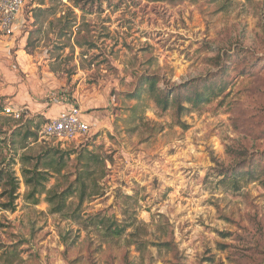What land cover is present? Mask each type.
<instances>
[{
    "label": "rangeland",
    "instance_id": "rangeland-1",
    "mask_svg": "<svg viewBox=\"0 0 264 264\" xmlns=\"http://www.w3.org/2000/svg\"><path fill=\"white\" fill-rule=\"evenodd\" d=\"M41 1L0 35V264H264V0ZM18 85L103 114L61 148L5 116ZM35 164L62 213L25 203Z\"/></svg>",
    "mask_w": 264,
    "mask_h": 264
},
{
    "label": "built area",
    "instance_id": "built-area-1",
    "mask_svg": "<svg viewBox=\"0 0 264 264\" xmlns=\"http://www.w3.org/2000/svg\"><path fill=\"white\" fill-rule=\"evenodd\" d=\"M23 2L24 0H0V35L13 36ZM3 111L6 117L14 121L24 119L27 115L22 107L6 105ZM89 131L90 125L83 118L81 110L78 107H72L68 112L48 119L42 125L40 135L46 139H54L56 145L65 148V145L86 142L85 138Z\"/></svg>",
    "mask_w": 264,
    "mask_h": 264
},
{
    "label": "trees",
    "instance_id": "trees-1",
    "mask_svg": "<svg viewBox=\"0 0 264 264\" xmlns=\"http://www.w3.org/2000/svg\"><path fill=\"white\" fill-rule=\"evenodd\" d=\"M118 5H119V1L116 3L115 7L117 8ZM74 6L76 7L78 6V4L76 3L74 4ZM109 6L111 5L109 4ZM149 80L150 82H149L148 87H149L150 93L153 95L154 103L157 105V107L161 108L162 111L167 110L169 106L168 104L171 103L172 95L171 94L163 95L160 97L158 94H155L157 90L156 80L152 77ZM133 97H136V95H134ZM201 100H203L201 94H197L195 95V98L192 101V103L198 104ZM85 113L88 114V111ZM26 160H27L26 157L22 158L23 163H26L25 162ZM48 164H52V163H48ZM44 166H45V163H44ZM49 169H52V167H49ZM54 172L57 174H60L61 173L60 167L58 169H54ZM4 178H6V180H4V184L2 185L4 188V191L1 194V196L4 194H8L10 197V200L5 205H0V207L4 210H13L12 206L14 204V201L17 198L15 194L18 188V182L13 177V175L9 174V175L3 176L2 173H0V183L2 182ZM21 178L27 190L24 195L25 203L30 204V205H36L38 204V198L42 195H45V200H46V203L50 207L51 214L62 213V211L67 206L66 204L67 199L73 193L71 192V189L73 188L71 186H69V188L62 190V191H57L56 186L46 191L44 184L48 181L49 173H48V170L44 168L43 169L39 168L37 164H35L31 168L23 167L21 170ZM7 187L10 188L9 191H7L6 189ZM123 230L121 231V233L123 232ZM113 232H114L113 234H117L115 233L116 231H113Z\"/></svg>",
    "mask_w": 264,
    "mask_h": 264
},
{
    "label": "crops",
    "instance_id": "crops-1",
    "mask_svg": "<svg viewBox=\"0 0 264 264\" xmlns=\"http://www.w3.org/2000/svg\"><path fill=\"white\" fill-rule=\"evenodd\" d=\"M16 29H18L17 24L14 33ZM2 48L5 47L2 46ZM7 53L8 51L5 54L7 55ZM4 92L7 96L11 95L12 97V99L8 100L7 105L24 108L27 114L26 118L28 119L38 117L47 121L48 119L56 118L60 114L68 112L72 107H77V104L71 101L69 96L58 95V93L51 94L53 97L50 96L48 99L50 103H38L36 100L26 95L25 85H18L17 90L14 86H8ZM102 114L103 113L89 112L88 114H84L83 118L92 123L97 121Z\"/></svg>",
    "mask_w": 264,
    "mask_h": 264
}]
</instances>
